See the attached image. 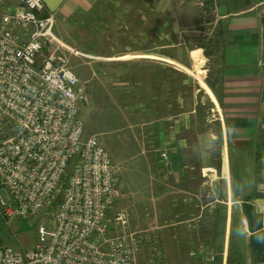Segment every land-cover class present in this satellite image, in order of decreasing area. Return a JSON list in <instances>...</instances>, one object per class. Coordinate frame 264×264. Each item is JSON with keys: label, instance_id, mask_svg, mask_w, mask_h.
Masks as SVG:
<instances>
[{"label": "crops", "instance_id": "crops-1", "mask_svg": "<svg viewBox=\"0 0 264 264\" xmlns=\"http://www.w3.org/2000/svg\"><path fill=\"white\" fill-rule=\"evenodd\" d=\"M42 1L56 17L68 16L75 10L94 13L102 4L101 0ZM13 2L6 9H12L17 0ZM166 5L165 35L176 38L178 34L180 38L178 44L163 46L186 52L194 70L192 53L199 54V76L204 83L198 79L203 91L201 99L208 100L211 106L202 109L205 101L200 99V104L194 101L193 107L184 108L185 96L176 93L172 78L175 73L191 72L185 59L175 58L170 51L160 63L141 61L151 71L143 73L142 85L135 90L140 93L138 103L143 116L152 118L143 121L140 132L133 136L141 143L148 181L143 192L131 190V194L149 195L150 228L166 260L181 259L187 264L197 260V264H205L199 254L190 255L192 240L177 232L187 223L184 214L190 207L200 208L198 217L201 216L208 205L201 198L214 197L209 204L220 209L215 213L221 209L228 212L225 223H238L232 212L236 207L243 212L247 205L258 215V221L251 223H261L258 231L264 234V0H166ZM162 26L151 25V34L158 38ZM181 80L185 85L184 77ZM187 80L189 85V77ZM163 151L167 162L161 157ZM237 160L246 161L250 168L246 166L236 176L233 164ZM240 219L247 242L250 222L244 214ZM226 231L225 226L224 238L220 235V240L214 242L223 244L222 264L228 248ZM199 239L196 249L215 259L218 253ZM167 243H173L174 248L167 250ZM246 253L248 264H264L252 263L249 249Z\"/></svg>", "mask_w": 264, "mask_h": 264}, {"label": "built area", "instance_id": "built-area-1", "mask_svg": "<svg viewBox=\"0 0 264 264\" xmlns=\"http://www.w3.org/2000/svg\"><path fill=\"white\" fill-rule=\"evenodd\" d=\"M56 13L42 0L0 3V218H27L60 188L52 226L24 251L0 241V264H139L153 230L129 229L132 209L108 211L119 198L116 168L96 135L83 138L78 78L54 34ZM167 162L166 151L161 152ZM113 230V231H111ZM206 264L213 256L199 248Z\"/></svg>", "mask_w": 264, "mask_h": 264}, {"label": "rangeland", "instance_id": "rangeland-1", "mask_svg": "<svg viewBox=\"0 0 264 264\" xmlns=\"http://www.w3.org/2000/svg\"><path fill=\"white\" fill-rule=\"evenodd\" d=\"M13 1L0 0L1 8L6 9L14 3ZM101 3L96 8V13L100 15L94 14L91 18L89 16V20L86 10H75L64 17L57 16L54 34L60 40L62 50L78 78L75 90L79 95V114L84 126L82 137L96 135L116 168L115 180L120 196L108 211V223L111 225L118 209H132L129 229H150L153 223L149 195L131 194V190L143 192L148 181L141 143L136 142L133 136L134 133L140 132L143 121L152 118V115L143 116L139 106L140 93L135 90L142 85L143 73L151 71L141 61L148 59L160 63L171 51L169 54H174L177 59H185L187 64H190L188 68L191 72H184L186 74L182 75L175 73L172 78L175 81L176 93L180 92L185 96L184 108L193 107L194 101L200 104L203 91L198 83L199 74L195 72L197 69L191 67L192 61L188 54L172 48L171 45L167 48L163 46L167 43L178 44L180 38L178 34L177 39L175 36L165 35L168 31L164 18L167 15L166 0H101ZM151 25H163L157 40L151 35ZM148 54L154 57L144 56ZM124 55L127 57L123 58ZM182 77L185 79V85L182 84ZM188 77L189 85L186 83ZM127 84L130 86L125 90ZM193 94L195 100L192 99ZM201 100L205 101L202 109L211 106L208 100ZM233 165L236 176L241 169L248 167L246 161L237 160ZM60 189L42 210L30 217H13L7 222L0 218V241L22 251L33 248L38 241L39 226L44 224L51 227L53 224L52 215L61 198ZM0 196L4 201L9 199L5 187L0 188ZM213 198H201V202L208 205L200 217V208L194 206L184 214L187 223L182 224L177 232L180 237L192 240L189 251L196 250L199 238L205 240L209 248L213 230L222 228V223L228 219V212L224 209L215 213L216 209H220L209 204ZM238 208L240 209L236 207L232 212V218L241 223L243 212ZM165 221L167 222V218ZM191 223L196 224L193 226ZM225 226L228 230V241L231 223H225ZM216 239L220 240V236H216ZM167 246V250L174 248L173 243H167ZM246 247L248 248L247 242ZM136 260L139 264H187L181 259L166 260L161 246L155 254L144 245ZM197 262L196 260L192 264Z\"/></svg>", "mask_w": 264, "mask_h": 264}, {"label": "trees", "instance_id": "trees-1", "mask_svg": "<svg viewBox=\"0 0 264 264\" xmlns=\"http://www.w3.org/2000/svg\"><path fill=\"white\" fill-rule=\"evenodd\" d=\"M96 12L87 14V20H89V16L91 18L94 14L100 15V13ZM96 17L98 18V16ZM149 29H151V27ZM154 38L157 40L156 36H154ZM243 214L248 222H250L247 223L248 229L251 232L249 240L247 241L248 248L246 247L244 239L243 223H231L225 264H248L246 253L247 249H249L252 263L264 262V234L260 230L258 231L261 223H251L252 221H258V215L252 213L247 205H244ZM222 224L221 229L219 228L217 231L213 230V236L210 241V246H212L214 251L218 253L216 255L217 257L208 261L206 264H222L223 244L221 243L215 245L214 243L216 236L221 235L222 239L224 238L225 223Z\"/></svg>", "mask_w": 264, "mask_h": 264}, {"label": "bare ground", "instance_id": "bare-ground-1", "mask_svg": "<svg viewBox=\"0 0 264 264\" xmlns=\"http://www.w3.org/2000/svg\"><path fill=\"white\" fill-rule=\"evenodd\" d=\"M192 55L194 56V59H195V66H196V69H197V74H200V71H201V69H200V65H201V58H200V56H199V54L197 53V52H193L192 53ZM144 56H147V57H154L153 55H150V54H148V55H144ZM123 58H126L127 57V55H124V56H122ZM198 79H199V81L204 85V83H203V81H202V79H201V77L198 75Z\"/></svg>", "mask_w": 264, "mask_h": 264}]
</instances>
